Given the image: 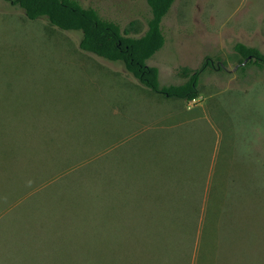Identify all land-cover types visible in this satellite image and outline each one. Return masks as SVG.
<instances>
[{
  "label": "rangeland",
  "instance_id": "rangeland-1",
  "mask_svg": "<svg viewBox=\"0 0 264 264\" xmlns=\"http://www.w3.org/2000/svg\"><path fill=\"white\" fill-rule=\"evenodd\" d=\"M77 1L127 36L148 29L147 0ZM162 29L148 64L161 87L200 71L193 101L0 0V264H264V70L235 50L264 54V0H176ZM175 140L203 165L167 162L166 183L154 161Z\"/></svg>",
  "mask_w": 264,
  "mask_h": 264
},
{
  "label": "trees",
  "instance_id": "trees-1",
  "mask_svg": "<svg viewBox=\"0 0 264 264\" xmlns=\"http://www.w3.org/2000/svg\"><path fill=\"white\" fill-rule=\"evenodd\" d=\"M151 8L148 29L140 37L127 36L119 24L103 18L92 7H84L77 0H12L21 7L30 20L46 17L51 24L63 30L82 31L80 47L90 53L114 62H122L142 85L169 98L193 101L199 97L198 85L200 71L189 75V80L181 85L161 87L159 69L148 64L166 43L162 22L176 0H147ZM235 50L248 64H254L264 70V54L256 47L242 43ZM206 65H213L207 59ZM205 68V67H203Z\"/></svg>",
  "mask_w": 264,
  "mask_h": 264
},
{
  "label": "crops",
  "instance_id": "crops-1",
  "mask_svg": "<svg viewBox=\"0 0 264 264\" xmlns=\"http://www.w3.org/2000/svg\"><path fill=\"white\" fill-rule=\"evenodd\" d=\"M192 105H194V104L191 103L190 106H188V107L190 108V107H192ZM195 105H197V104H195ZM135 133L137 135L139 133V131L135 132ZM137 138H138V136H137ZM133 140L134 139H132V136L131 137L125 136V138L121 141V144L124 145L125 142L128 143V141L131 142ZM174 143H176V144H174ZM181 143L182 142H180V141L176 142V140H175V142H172V146L169 145V154L172 156V151H175V153H177L179 157L178 156H172L173 159L162 160V161L160 160L161 158H159V159L156 158L154 161V165H156V167H155V169H153V174L157 172L158 175L163 178L162 180L160 179L163 182L168 183L171 180L175 181L174 176L177 175V174L167 175V173H171V171H167V170L164 171V166L166 165L167 162L171 163L172 165H175V166H178V165L182 166L183 164H180V163H185L187 165L190 161L194 160V158H190L191 156H187V149L185 147H183V148L179 147V144H181ZM188 145H190V144H188ZM161 149L162 148L156 149L154 154L158 155V153ZM162 155H163L162 158H167L164 156L163 152H162ZM193 156H195V154L192 155V157ZM123 160H124V158H123ZM157 160H159V161H157ZM155 162H158V163L155 164ZM177 162H180V163H177ZM201 165H203V164H201ZM201 165L200 164L195 165V163H194V165H187L186 167L190 166L189 169L187 168L188 171L194 172L193 169L198 166V168L196 169V172H197V170L199 171ZM193 166H195V167H193ZM137 171L139 172V170H137ZM130 173L133 177H131V178L128 177L127 180L129 183H132V186H134L135 182H139V180H138L136 174L135 175L133 174V173H135L134 171H132ZM140 173H142V172L140 171ZM186 175H187V173H186ZM184 176H185V174H184ZM184 176L179 175L178 177H181L179 180L182 181ZM170 177H172V178H170ZM164 186H166V185H164ZM168 186H169V184H168ZM161 187L162 186H160L159 188H161ZM154 188H156V187H154ZM159 188H156L155 192ZM154 201H155V203L152 205V207H154V208H173V207L178 206V205H175L174 203H172L170 198H167L166 196H164V199H162V198H160V196H156L155 193H154ZM160 212H162V211H160ZM165 212H176V211L165 209ZM156 213H159V212H156Z\"/></svg>",
  "mask_w": 264,
  "mask_h": 264
},
{
  "label": "water",
  "instance_id": "water-1",
  "mask_svg": "<svg viewBox=\"0 0 264 264\" xmlns=\"http://www.w3.org/2000/svg\"><path fill=\"white\" fill-rule=\"evenodd\" d=\"M247 60L244 61L243 65L246 63Z\"/></svg>",
  "mask_w": 264,
  "mask_h": 264
}]
</instances>
